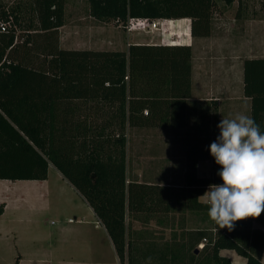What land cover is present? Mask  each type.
<instances>
[{
  "label": "trees",
  "instance_id": "trees-1",
  "mask_svg": "<svg viewBox=\"0 0 264 264\" xmlns=\"http://www.w3.org/2000/svg\"><path fill=\"white\" fill-rule=\"evenodd\" d=\"M65 2L33 0L36 21L31 20L21 42L13 28L0 31V179H47L52 164L104 224L120 263L134 264L126 238L127 211H155L161 204V210L169 211L171 189L127 181V129L186 124L192 47L131 43L127 50L62 48L58 34L65 24ZM89 2L95 18L124 25L129 18H190L193 37L211 35L216 4V0ZM12 16L17 22L13 11H0L4 21ZM32 44L41 49L42 58L33 56ZM244 82L245 95L252 99L251 117L264 130V57L245 59ZM93 102L107 117L100 121L75 117L80 104ZM89 110L92 113L93 107ZM185 159L192 206L209 185L222 183L217 175L222 166L208 147L188 148ZM202 159L212 161L209 176L198 175ZM3 209L0 203V215ZM234 225L231 230L216 224L211 231L194 232L206 243L198 252L199 242L189 248L190 264H232L221 254L223 249L236 251L247 264H264V212Z\"/></svg>",
  "mask_w": 264,
  "mask_h": 264
},
{
  "label": "crops",
  "instance_id": "crops-1",
  "mask_svg": "<svg viewBox=\"0 0 264 264\" xmlns=\"http://www.w3.org/2000/svg\"><path fill=\"white\" fill-rule=\"evenodd\" d=\"M68 11L66 7L65 24L59 29L60 47L110 49L103 45L113 46L114 42L117 43L113 36L107 35L110 31L105 25L108 24H102L92 15L83 23L81 16L77 15L78 22L71 23L67 18ZM182 19L164 18L163 27L172 30L175 20ZM185 21L187 26L191 25V19ZM186 24L182 29H186ZM176 33L179 34V41L175 43L189 44L192 47V85L187 100V122L182 127H157V130L141 127L133 133L132 141L127 135V181L168 186L171 189L169 211L161 210L162 204L155 211H127L126 238L131 244L134 264H190L189 248L197 242L198 250L204 247L206 241L198 239L194 232L211 231L216 223L210 219L206 205H200L204 204L203 195L198 197L194 205L188 203L185 153L190 147L207 148L219 134L217 125L223 117L233 118L237 113L251 116L252 99L247 97L244 91V61L247 58L264 57V44L246 43L227 55L225 60L219 58L215 63L207 51L202 50L201 45L210 36L193 37L191 33L190 36H182L180 31ZM131 43L164 42L129 40L127 46L122 45L120 49L127 50ZM228 58L230 59L227 60ZM90 106L93 107L92 113L89 112ZM79 107L75 112L76 118L87 117L100 121L102 117H107L102 115L100 104L96 102L80 104ZM53 167L57 171L55 180L51 178ZM146 167L155 168L153 174L158 177L150 173L145 174V170H142ZM212 168L211 160L202 159L198 163V175L209 176ZM7 180L0 179V183H7ZM15 181L40 184L43 187L37 197L19 194L18 211H29L30 216H33L32 210L35 208L46 212L52 210L55 207V196L58 199L56 206L60 205L75 215L73 222L69 221L71 215L65 217L64 225L58 231L60 238L58 237L55 243L32 249L33 264H121L104 224L89 203L55 166L50 165L47 179ZM2 203L4 209L0 215L1 219L8 206L7 203ZM29 228L32 229L33 226L30 225ZM232 251L234 250L223 249L221 254L229 257L232 264H235L239 258ZM22 260L19 256L17 264H22ZM262 261L264 262V254Z\"/></svg>",
  "mask_w": 264,
  "mask_h": 264
},
{
  "label": "rangeland",
  "instance_id": "rangeland-1",
  "mask_svg": "<svg viewBox=\"0 0 264 264\" xmlns=\"http://www.w3.org/2000/svg\"><path fill=\"white\" fill-rule=\"evenodd\" d=\"M65 1V8L69 9L67 13L69 22L76 24L78 22L77 15L81 16V23L89 19V15H91L89 0ZM215 3L212 33L210 37L201 43L202 50L207 51L210 58L213 59L212 61L216 63L219 58L225 60L227 55L246 43L251 45L264 44V0H235L232 5H226L219 0H216ZM2 9L13 11L17 14L18 21L16 22L12 16L9 28H13L16 31L20 42L23 41L29 28H31V20L36 21L33 0H0V11ZM185 20L190 21L189 18L175 20L173 26L176 28L172 26V30L164 29L165 26L163 27V25L160 29L152 30L146 25L148 21L144 20L142 23V19L133 20V24L129 27L131 30L122 21L112 19L107 22L99 20L102 24H108L105 25L109 27L108 31H110L107 35L109 37L113 36V40L117 42H114L113 46L107 44L103 45V47L120 49L122 45L124 47L127 46L129 40L131 42L156 41L174 44L179 41V34L176 32H182V36H190V26L189 24L187 26ZM1 21L2 18H0ZM185 24L186 29H182ZM32 48L36 51H33V56L42 58L41 49L34 44H32ZM150 128L149 130H157V126ZM140 129L141 127H129L127 129L130 141L133 140V133ZM154 141L156 143L157 138ZM144 170L145 174L150 173L152 176L158 177V175L153 174L156 170L155 168L146 167L142 171ZM55 172L57 171L53 167L51 172L53 180H55ZM42 189L43 187L40 184L18 183L9 179L7 183H0V203L5 202L8 204L6 214L2 219L0 218V264H17L19 256L23 259L22 264H33V260H31L33 258L32 249L44 244H52L55 240L57 241L59 237L58 231L64 225L65 217L71 215L74 218V213L69 212V210L66 211L60 205L56 206L58 199L54 195L55 207L52 210L46 212L41 211L40 208H35L32 210L33 216H30L29 211L22 210L20 212L17 210V196L19 194L37 197ZM30 225L33 226L32 229L29 228ZM232 253L239 258V260L235 261V264H247L246 258L238 255L236 251H232Z\"/></svg>",
  "mask_w": 264,
  "mask_h": 264
},
{
  "label": "clouds",
  "instance_id": "clouds-1",
  "mask_svg": "<svg viewBox=\"0 0 264 264\" xmlns=\"http://www.w3.org/2000/svg\"><path fill=\"white\" fill-rule=\"evenodd\" d=\"M219 134L208 146L222 167V183L209 185L203 203L219 228L231 230L234 222L264 212V130L247 114L237 113L217 125Z\"/></svg>",
  "mask_w": 264,
  "mask_h": 264
},
{
  "label": "built area",
  "instance_id": "built-area-1",
  "mask_svg": "<svg viewBox=\"0 0 264 264\" xmlns=\"http://www.w3.org/2000/svg\"><path fill=\"white\" fill-rule=\"evenodd\" d=\"M137 19H142V23L145 21H148L146 22V25L148 28L154 30V29H160L162 28V25L164 24V18H157V19H147V18H130L128 20V22L126 23L128 26V28L130 27L131 24H133V20H137ZM10 21H1L0 22V31L1 32H7L9 27H10ZM130 29V28H129ZM131 30V29H130ZM145 114H148V111L145 110ZM70 222H73L75 221L74 218H70L69 219ZM204 241H206V239H204Z\"/></svg>",
  "mask_w": 264,
  "mask_h": 264
},
{
  "label": "water",
  "instance_id": "water-1",
  "mask_svg": "<svg viewBox=\"0 0 264 264\" xmlns=\"http://www.w3.org/2000/svg\"><path fill=\"white\" fill-rule=\"evenodd\" d=\"M196 252H198V249H196Z\"/></svg>",
  "mask_w": 264,
  "mask_h": 264
}]
</instances>
